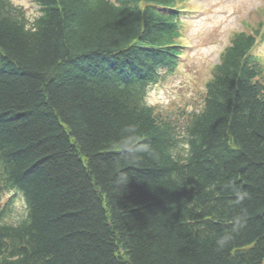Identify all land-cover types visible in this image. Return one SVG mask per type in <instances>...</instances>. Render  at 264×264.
<instances>
[{
    "label": "trees",
    "instance_id": "1",
    "mask_svg": "<svg viewBox=\"0 0 264 264\" xmlns=\"http://www.w3.org/2000/svg\"><path fill=\"white\" fill-rule=\"evenodd\" d=\"M35 2L0 0V196L26 203L0 264H264L258 31L177 128L145 103L178 65L176 0Z\"/></svg>",
    "mask_w": 264,
    "mask_h": 264
},
{
    "label": "rangeland",
    "instance_id": "2",
    "mask_svg": "<svg viewBox=\"0 0 264 264\" xmlns=\"http://www.w3.org/2000/svg\"><path fill=\"white\" fill-rule=\"evenodd\" d=\"M15 1L25 8L30 19L37 16L34 0ZM185 5L190 8L185 17L182 42L186 49L181 65L163 84L153 87L147 97L157 110L174 116L181 109L200 108L204 85L229 37L242 28L243 21L254 23L258 12L264 15V0H189ZM256 53L264 61V45Z\"/></svg>",
    "mask_w": 264,
    "mask_h": 264
}]
</instances>
